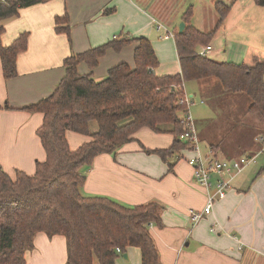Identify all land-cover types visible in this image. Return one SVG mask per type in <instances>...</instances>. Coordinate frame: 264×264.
<instances>
[{
    "label": "crops",
    "instance_id": "obj_1",
    "mask_svg": "<svg viewBox=\"0 0 264 264\" xmlns=\"http://www.w3.org/2000/svg\"><path fill=\"white\" fill-rule=\"evenodd\" d=\"M215 1L209 0L204 8L209 26L196 28L208 32L216 26ZM223 1L230 3L231 8L215 37L221 38L222 47L216 49L210 41L212 55H207L217 61L235 63L261 60L264 49L262 57L251 56V62L247 61L255 48L264 47V22L258 29L261 43L251 40V35L256 34L254 0ZM174 3L175 0H49L21 8L17 16L1 20L2 45H9L22 32H27L28 37L26 49L16 57L15 77L4 78L0 59V166L6 172L19 169L32 174L36 161L45 160L46 153L37 135L43 114L23 107L55 90L65 74L66 57L115 38L144 36L150 40L160 61L177 60L169 67L164 64L154 68V73H178L180 64L175 42L171 46L170 37H162L163 31H158L153 22L155 19L160 24H170L176 10ZM109 9L112 11L105 12ZM63 14L68 16V34L54 30L55 17ZM152 27L161 41L152 39ZM233 34L236 36L231 37ZM135 45L126 44L119 51L109 48L93 69L85 62H80L77 69L81 74L91 72L94 79L100 80L110 67L120 62L133 66ZM215 53L224 57H214ZM192 81L196 83L187 89L190 97L195 93L200 95L212 83ZM194 123L199 134L203 121L199 124L194 120ZM91 129L94 130L92 126ZM65 136L71 150L90 139L73 131H66ZM173 140L171 133L155 132L149 127L138 129L132 140L113 153L98 154L82 169V193L110 197L125 205L159 204L161 222L152 223L149 231L160 264H264V163L258 164L253 176V170L245 167L232 180L226 196L214 202L211 213L193 222L189 211H201L206 203V192L194 181L186 160L194 152L183 148L163 160L157 153L147 151L169 148ZM199 140L204 147L210 143L203 136ZM235 147L219 148V154L229 159L242 152L249 154V142L242 148ZM25 260L27 264H69L65 236L35 234L33 247L25 251ZM115 264H141L139 248H126L117 255Z\"/></svg>",
    "mask_w": 264,
    "mask_h": 264
},
{
    "label": "trees",
    "instance_id": "obj_2",
    "mask_svg": "<svg viewBox=\"0 0 264 264\" xmlns=\"http://www.w3.org/2000/svg\"><path fill=\"white\" fill-rule=\"evenodd\" d=\"M46 1L49 0L0 1V21L17 16L21 8ZM254 2L264 8V0ZM230 8L231 4L223 0L214 2L218 19L208 32L191 24V8L182 14L185 26L181 32L177 28L173 36L180 71L173 75L154 73L159 62L150 40L144 36L115 38L63 60L65 74L55 90L23 107L43 114L37 135L46 153L45 160L36 161L32 174L15 169L11 176L0 166V264H27L25 251L33 247L34 236L39 232L65 236L69 264H115L119 255L116 247L121 252L137 247L141 264H160L149 226L161 222V206L154 202L125 205L110 197L85 195L81 191V171L98 154L113 153L132 140L142 127L174 136L169 148L147 150L163 160L188 148V142L179 138L185 129V109L178 103L184 81H211L221 96L246 95L250 101L247 112L257 115L263 127L260 134H264V57L254 58L251 64L235 63L217 61L197 50L209 44ZM54 30L69 33L67 14L55 17ZM2 32L0 25V35ZM27 37L28 33L22 32L9 45L0 41L5 79L17 75L16 57L26 49ZM129 43H136L133 66L120 62L100 80L94 79L91 72L79 73L80 62L93 69L107 49L119 51ZM66 131L90 139L71 150ZM206 147L217 153L222 149L220 141ZM258 149L259 145L247 155Z\"/></svg>",
    "mask_w": 264,
    "mask_h": 264
},
{
    "label": "rangeland",
    "instance_id": "obj_3",
    "mask_svg": "<svg viewBox=\"0 0 264 264\" xmlns=\"http://www.w3.org/2000/svg\"><path fill=\"white\" fill-rule=\"evenodd\" d=\"M208 1L209 0H175L174 5L176 7V10L174 15L172 16L173 21L170 24L167 22H164L163 24L167 25L169 29L174 33L178 28L179 23L181 22L180 15L188 8H191V24L204 29V27L209 26L210 23L208 15H206V11L204 9ZM254 8L257 9V11L254 13V32L256 34L251 35V40H254L257 43H261L262 40L261 37H259L261 35V32H258V29L264 22V10L258 5ZM219 31L215 32V36H213L210 40L211 44H214V47L216 49H221L222 47L221 38H215ZM153 33L156 34V37H154ZM151 35L153 40L161 41V38L158 37L157 33L155 32V27H152ZM235 36V34L231 35V37ZM253 36H257V38H254ZM173 40L174 37H170L171 46L173 45ZM200 48L201 46H199L197 50H199ZM263 49V46L262 48H255V50L251 52V55H249L247 61L249 63L251 62V56L262 57ZM216 56L224 57L223 54L219 56L217 55V53H215L214 57ZM156 57L159 63L155 67V69L162 67L164 64L169 67L177 61L175 60V62H171V60H168L165 63L160 61L158 56ZM214 80L217 82L216 79ZM195 83V81H184V92L187 96H189L187 89H189L190 86ZM208 85L200 95H198V93H195L190 98L189 113L191 117L199 124L201 123V121H203V128L200 130L201 133L199 132L198 134L199 138L203 136L204 141L207 140L212 143H217L220 141L222 149L235 146H239L242 148L246 143L248 144V142L249 151L256 149V147H258V144L255 141V137L260 134V132L263 130V127L257 115L247 112V107L250 104L249 98L244 94L233 93H228L227 96H221V94H219L220 92H218L216 88L217 86H213V83H208ZM91 126L95 129V123H92ZM200 146L202 149H205L204 144L200 143ZM262 163H264V156L263 154H260L259 156H257V158H255L254 162L250 163L247 166L249 167V171L251 169L253 170L251 174L252 176L257 173L259 166L258 164ZM8 173L11 176H14V171Z\"/></svg>",
    "mask_w": 264,
    "mask_h": 264
},
{
    "label": "built area",
    "instance_id": "obj_4",
    "mask_svg": "<svg viewBox=\"0 0 264 264\" xmlns=\"http://www.w3.org/2000/svg\"><path fill=\"white\" fill-rule=\"evenodd\" d=\"M5 2V0H0ZM153 22L158 31H163L162 37H173L174 33L160 24L155 19ZM211 50V45H206L198 50L201 55L208 54ZM184 83H182L183 94L179 98L178 103L184 106L185 112L183 119L185 123L184 131L179 135V138L188 142V149L194 152L193 156L188 157L187 163L191 166L194 181L201 186L206 192V203L201 211L190 210L189 216L193 222H197L205 215L211 213L214 202L223 199L227 191L231 188V182L237 174H239L250 163L254 162L255 158L264 152V134H259L255 137V141L259 145L256 153L249 156L247 154L229 159L222 157L219 153L211 148L205 147L202 149L198 138L197 130L193 118L189 113L190 96L184 92ZM116 252L121 253L119 247H116Z\"/></svg>",
    "mask_w": 264,
    "mask_h": 264
},
{
    "label": "water",
    "instance_id": "obj_5",
    "mask_svg": "<svg viewBox=\"0 0 264 264\" xmlns=\"http://www.w3.org/2000/svg\"><path fill=\"white\" fill-rule=\"evenodd\" d=\"M185 24L183 21H181L178 25V31L181 32L184 28ZM124 257H126V254H123Z\"/></svg>",
    "mask_w": 264,
    "mask_h": 264
}]
</instances>
